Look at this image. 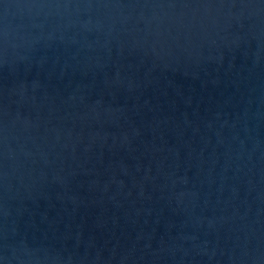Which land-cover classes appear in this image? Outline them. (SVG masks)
<instances>
[{"label":"water","instance_id":"95a60500","mask_svg":"<svg viewBox=\"0 0 264 264\" xmlns=\"http://www.w3.org/2000/svg\"><path fill=\"white\" fill-rule=\"evenodd\" d=\"M0 264H264V0H0Z\"/></svg>","mask_w":264,"mask_h":264}]
</instances>
